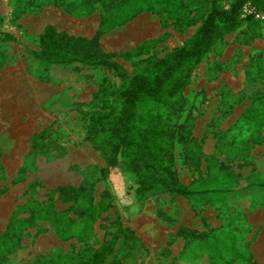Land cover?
I'll return each instance as SVG.
<instances>
[{
    "label": "rangeland",
    "instance_id": "374dc122",
    "mask_svg": "<svg viewBox=\"0 0 264 264\" xmlns=\"http://www.w3.org/2000/svg\"><path fill=\"white\" fill-rule=\"evenodd\" d=\"M211 1L0 0V234L12 220L29 221L20 230V243L0 258V264H110L114 260L119 264H168L160 263L166 259L162 256L144 262L143 249H136L137 238L130 229L137 227V214H142L144 207L148 212L154 203L162 207L168 199L149 197L145 206L140 204L135 196V177L125 169L126 157H117L116 164H108L104 135L93 137L88 129L91 115L103 110L104 92L119 88L121 83L108 70L79 64L49 66L30 53L40 51L39 36L45 26L51 25L75 37L100 35V47L108 61L116 62L130 75L142 73L149 61L164 57L195 33L209 13ZM216 1L228 8L232 0ZM61 3H74L76 9L69 12ZM251 4L264 13V0ZM115 35L146 38L140 41L138 37V46L129 54H109ZM150 37L154 41L150 42ZM133 46L132 42L130 47ZM121 48L125 50L126 46ZM241 69L247 82L244 91L232 96L222 88L219 108L224 115L237 106L241 115L232 133L224 135L223 142L231 148L229 165L210 168L209 179L203 181L207 195L218 190L223 199L226 192H238L241 206L229 214L235 218H228L229 225L236 224V230H228L227 224L226 231L219 233V239L226 236L222 249L225 262H221L215 231L189 233V238L196 240L194 251H189L209 255L213 261L219 255V262L209 264H254L245 242L253 229H239L248 227L244 214L264 208V165L256 169L254 161L249 160L251 152L264 145V135L259 133L264 129V20L246 18L236 32L227 35L205 57L185 90L184 105L175 119L177 163L179 170L185 171L189 165L183 163L181 144L193 130L189 117L195 105L191 103L195 100L199 105L205 97L192 96L203 82L226 71L237 77ZM50 99H54L51 105ZM140 109L162 117L166 114L164 106L152 102L143 103ZM33 147L38 156L27 159ZM237 160L246 166L239 162V168ZM232 165L243 174L254 173V179L248 182L231 169ZM24 166L27 168L19 176ZM105 168L109 173L102 178L100 171ZM218 177L224 180L219 183ZM216 199H190V204L199 216L202 205L216 208L217 202H225ZM228 208L221 210L227 214ZM120 226L132 233L120 232ZM230 259L235 260L229 263Z\"/></svg>",
    "mask_w": 264,
    "mask_h": 264
},
{
    "label": "trees",
    "instance_id": "16d2710c",
    "mask_svg": "<svg viewBox=\"0 0 264 264\" xmlns=\"http://www.w3.org/2000/svg\"><path fill=\"white\" fill-rule=\"evenodd\" d=\"M258 1L232 0L229 7L224 8L212 0L209 13L189 39L164 57L149 61L142 73L133 75L116 62L108 61L100 47V35L87 39L58 32L51 25L44 27L39 36L40 51L30 53V56L49 66L79 64L89 69L108 70L121 83L119 88L104 92L103 110L91 115L88 129L93 137L99 133L104 135L103 149L108 164H116L117 157H126L125 169L135 177V196L140 204L149 197L163 194L194 195L178 179L175 119L184 105L185 89L198 66L227 35L236 32L244 23L246 19L240 17L244 4L256 5ZM61 6L69 12L76 9L74 3H61ZM54 99L48 103L51 105ZM145 102L164 106L165 116L142 111L140 106ZM189 118L193 127L194 118ZM181 145L184 162L196 165L200 156L197 141L187 133ZM36 156L38 152L33 147L27 159ZM26 168L24 166L18 175H23ZM108 173V168L100 171L102 178H106ZM70 190L76 192V189ZM58 191L65 192V189ZM93 210L95 212L96 208ZM28 224V220H12L6 231L0 234V258L17 247L21 240L20 230ZM121 229L120 226V232L132 233ZM136 242L138 244V240ZM110 264H119V261L114 260Z\"/></svg>",
    "mask_w": 264,
    "mask_h": 264
},
{
    "label": "crops",
    "instance_id": "0c3cea01",
    "mask_svg": "<svg viewBox=\"0 0 264 264\" xmlns=\"http://www.w3.org/2000/svg\"><path fill=\"white\" fill-rule=\"evenodd\" d=\"M94 36L96 35H82L81 37L92 39ZM115 37L114 41L111 42L112 50L109 54H129L138 46L136 40L138 37H140V41H143L142 39L146 38L145 35H115ZM153 39L154 37L148 38L150 42L154 41ZM132 42L134 43V46L131 48L130 46L132 45ZM123 44L126 46L125 50H121ZM241 70L240 73L242 72V74L239 73L237 77L233 76L231 71H226L227 73L229 72V74L220 73L216 79L203 82L192 96L193 99L197 98L199 94L205 96L201 104L197 105L195 100L191 103V106L195 105V109L191 110L194 121L190 138L197 141L200 149V156L198 162L192 168L190 165L186 166L188 164L183 161L184 165L187 167L185 171L179 170L176 160V170L179 181L190 191L194 192V195L191 197L173 196L168 194L158 195L155 197H165L168 199V203L162 207H159L158 203H154L151 211L149 210L146 212V208L144 207L142 214H137V227H131L130 229L135 232V236L138 240L137 245L143 249L141 259H144V262L146 259L152 261L151 258L155 259L157 256L166 257V259L162 260L160 263L168 264H209L219 262L218 254L215 257L216 260L213 261L209 259V255H198L193 252L196 240H191L189 238V233L204 232V230L210 232L215 231L218 234L217 248L222 251L221 262H225L222 249L223 246L226 245V242L223 240L226 236L223 235V238L219 239V233H224L226 231L227 224L229 226L228 230H236V224L230 223L229 225L228 218H235L234 215L229 214L235 212V207L239 209L241 206L238 202V192L234 191L232 188L233 191L226 192L223 199L218 196V193L220 192L218 190L216 191V194L207 195L204 194L206 193V189L204 188L205 183H203V181L209 179L210 168L228 167L229 165L227 163L229 161L231 148L223 142L225 139L224 135L232 133L235 126L238 125L241 115H239V108L237 106L224 115L220 114L219 108L222 105V88L227 89L232 96H239L244 91L247 82L244 71L243 69ZM187 87L185 90H187ZM257 131L258 130L256 129L255 132ZM259 133L263 136L264 129ZM249 160L254 161L256 165L254 168L256 169H258V165H264V145L257 146L251 152ZM239 162L240 161L238 160L236 161L240 168ZM240 163L242 164V162ZM245 166L246 164H242V167ZM248 166L250 165H247V167ZM231 169H233L235 173L241 174L248 182H250L251 177L252 180L255 177L254 173L246 175L240 170L239 172L234 170L236 167H233V165L231 166ZM226 175L230 176V173L227 172ZM216 180L221 183L224 178L218 177ZM233 183L234 181H232V184ZM246 194L248 195L249 191H246L245 195ZM213 197H216V200L220 199L225 201L224 204L217 202L214 205V207L219 208L220 210L210 208L208 205H202V211L200 210L201 215L199 216L197 215L198 212L196 213L192 210L190 199L192 201L200 202L204 201L206 198ZM143 203V206L147 204L145 202ZM225 203L227 207L225 206ZM228 207L231 209L227 214L222 212L224 208L227 209ZM244 216L246 221L245 224L248 227L243 225L239 229V232H249L253 229V235L245 238V242H248V257L254 264H264V208H258L253 212L244 214ZM160 217L167 218V221L160 220ZM204 221H206V223H204ZM257 231H259V233H257ZM228 238L232 237L229 236ZM199 246L204 248V244H201V241H199ZM192 248L193 251H189ZM229 248L230 247H228V250ZM234 260L230 259L228 262L231 263ZM152 263L156 262L153 260Z\"/></svg>",
    "mask_w": 264,
    "mask_h": 264
},
{
    "label": "built area",
    "instance_id": "2783aa9c",
    "mask_svg": "<svg viewBox=\"0 0 264 264\" xmlns=\"http://www.w3.org/2000/svg\"><path fill=\"white\" fill-rule=\"evenodd\" d=\"M240 17L246 19L252 17L258 20H264V13L258 11L250 2L244 4Z\"/></svg>",
    "mask_w": 264,
    "mask_h": 264
}]
</instances>
